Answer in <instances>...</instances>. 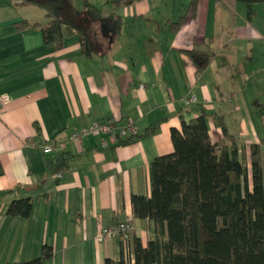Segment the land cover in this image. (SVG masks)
<instances>
[{
  "label": "crops",
  "instance_id": "crops-1",
  "mask_svg": "<svg viewBox=\"0 0 264 264\" xmlns=\"http://www.w3.org/2000/svg\"><path fill=\"white\" fill-rule=\"evenodd\" d=\"M70 1L85 11V0ZM88 1L104 16L90 23L89 54L76 28L63 31L58 49L36 27L16 29L18 19L47 18L37 6L0 0V264L36 257L44 244L43 264L118 260L119 236L97 234L124 220L132 237L153 238L154 221L134 216L132 195L151 194L150 162L173 151L171 128L202 109L215 114L206 119L212 141L264 138L263 1ZM190 49L210 53L200 70ZM100 118L129 119L137 134L157 127L107 147L96 134L69 140L73 127ZM57 142L59 150L42 151ZM59 151L70 158L55 176L48 157ZM18 197L31 199L27 216L6 213Z\"/></svg>",
  "mask_w": 264,
  "mask_h": 264
},
{
  "label": "trees",
  "instance_id": "trees-1",
  "mask_svg": "<svg viewBox=\"0 0 264 264\" xmlns=\"http://www.w3.org/2000/svg\"><path fill=\"white\" fill-rule=\"evenodd\" d=\"M19 1L42 9L47 20L38 23L21 18L12 22L13 27H36L42 42L54 49L61 47L64 30L76 28L83 50L90 53V23L104 19L98 7L88 0L85 11L70 0ZM243 1L248 6L264 2ZM85 13L88 20L83 18ZM187 53L198 70L210 57L198 49ZM208 117L215 118V114L202 109L199 115L183 119L181 129L171 128L173 151L150 162L151 194L132 195L134 216L149 217L155 224L153 238L143 242L131 236L134 264H264V138L247 145L226 133L212 141ZM156 127L147 126L141 134L118 143L148 135ZM69 158L66 151L51 154L48 169L53 173L66 169ZM30 208V198L18 197L9 202L6 213L24 217ZM50 255L51 248L44 244L36 257L2 264H43ZM93 264L129 262L122 253L118 260L106 257Z\"/></svg>",
  "mask_w": 264,
  "mask_h": 264
},
{
  "label": "built area",
  "instance_id": "built-area-1",
  "mask_svg": "<svg viewBox=\"0 0 264 264\" xmlns=\"http://www.w3.org/2000/svg\"><path fill=\"white\" fill-rule=\"evenodd\" d=\"M196 98L194 96H189L185 99L186 103H191ZM4 98L0 97V107L3 103ZM98 135L100 138V144L102 147H107L110 145L118 144L121 139L127 138L129 136H135L137 134L136 125L129 119L119 120L118 118H100L93 120L89 124L73 127L69 133V140L72 142H80L84 137L89 135ZM63 144L61 142L48 143L42 146L43 152H51L52 150H59ZM55 176H61L62 170L54 173ZM131 223L130 221H120L111 226L103 227L100 232H98V238H102L105 235H118L121 240L122 253L124 258L133 264L134 257L132 252V242L130 233Z\"/></svg>",
  "mask_w": 264,
  "mask_h": 264
}]
</instances>
